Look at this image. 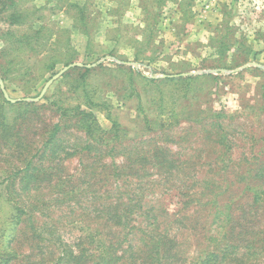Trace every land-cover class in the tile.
Instances as JSON below:
<instances>
[{
    "label": "rangeland",
    "instance_id": "1",
    "mask_svg": "<svg viewBox=\"0 0 264 264\" xmlns=\"http://www.w3.org/2000/svg\"><path fill=\"white\" fill-rule=\"evenodd\" d=\"M0 85L24 101L0 110V181L25 156L54 167L26 190L20 176L0 185L10 264L54 250L11 221L15 194L50 205L44 227L74 251L86 233L113 244L114 264H147L151 229L170 239L160 264H191L212 233L223 264H264V0H0ZM79 109L93 137L73 125Z\"/></svg>",
    "mask_w": 264,
    "mask_h": 264
},
{
    "label": "trees",
    "instance_id": "2",
    "mask_svg": "<svg viewBox=\"0 0 264 264\" xmlns=\"http://www.w3.org/2000/svg\"><path fill=\"white\" fill-rule=\"evenodd\" d=\"M8 25H10L9 22ZM19 40H21L20 37ZM18 47L20 48V46ZM187 77L188 76H184V75H177L176 77L165 76L166 79H185ZM3 96H4L3 89L0 86V110L4 106V104L8 106H14L21 102H24L22 100H16L13 102ZM58 103L59 102L57 100H54V105L59 109L61 113L60 114L61 118H64L67 116V109H65ZM89 103H90L89 105H91V102ZM0 114L1 117L2 113L0 112ZM73 115L75 119L73 125L83 129L87 136L93 137L95 135V132L100 130L99 126L97 125V121L91 112L79 109ZM108 117L110 121H112V127L115 126V122L114 120H111L109 114ZM2 118L3 116L1 117V119ZM146 121L149 123L148 119H146ZM2 123L3 121H0V139L2 140V143H0V145L3 147L5 144H8L7 138L11 134L10 131L12 128H8V126H4V124ZM61 127L62 125L59 123H55L52 126V131L49 137L47 138L46 142L44 143V146H47L48 143L55 138V136L60 131ZM17 133H20V124H18L17 126ZM20 138L22 137L19 136L18 140ZM10 144H14V143H10ZM20 161L23 164V167L20 168L12 167L11 169L13 170L11 174L12 176H8L9 174H7L5 178H3L2 181H0V185L4 184L6 178L9 179L11 178V180L8 181L5 185V188H8L10 185H12L14 178L20 176L19 183L25 185L22 186L20 184L19 190L23 191L26 190L25 188L28 187V184H30V182L33 183L38 180H41L45 174V170L54 168L52 166H47L42 168H36L35 166H31L32 165L31 161L26 156L22 158ZM11 170H9V173L11 172ZM34 171H36L35 174H33ZM26 180L28 181L26 182ZM2 200L7 204L8 203L12 204L10 206V215L12 217L11 221L15 219L14 224H18L20 221L25 223L26 228L29 227L32 240L42 241L47 244H51L53 246L54 248L53 252H47L45 250L46 245L45 244L43 245L42 249H44L43 250L44 253L38 252L39 253L38 255L40 257H38L39 260L36 262V264H82L86 262V261H82L83 254L86 249V247L83 246L82 241L85 239H87L90 243V253L88 254L89 255L88 257L90 258L93 257V263L91 264H114L119 259V257L114 252L113 244H106L103 238H94V236L87 233L82 237V239L80 238L79 248L74 251L71 248L69 241L66 242L65 240L64 241L62 240L63 238H61V234L56 229V226H53L52 224L49 225L50 228L48 229L44 227L46 221L44 220L43 216L46 215V213L42 209L46 208L47 210H49L50 205L46 206L42 199L37 198L36 196H29V197L26 196L21 198L20 195L15 194L13 198H9L8 195V196H4ZM206 204H211V203L206 202ZM223 205L218 204L214 206L213 209L214 218L218 216L217 213L220 214L221 209L224 208ZM36 211H38L40 214H36ZM129 212L130 211L127 210V213ZM132 214H134V211L132 212ZM135 216L143 217V214L135 213ZM145 220H148L147 216L145 217ZM118 221H120V219ZM129 221L130 220H125L123 224V228H126L129 225ZM34 222H39V225L36 226ZM4 225H5L4 222L0 223V264H10L11 263L10 261L17 257V252L15 248H9L8 243H4L1 240L6 231V227ZM159 233L160 232L157 230L156 232L153 229L150 230V234L147 239L148 245L145 249V253L147 254L145 256L146 258H148L147 264H160V261L163 258V256H167L168 252L167 249L165 248V242L166 241L169 242L170 239L165 237L162 238L163 235ZM44 234H46L47 237H44ZM15 236H16L15 232H11V233L8 232L7 239H12ZM215 237L216 235L213 233L211 234V236H209V240L214 241V244L212 245L211 248H208L207 250L203 251L202 255L198 256L196 259H193L191 261V264H223L224 255H221L222 248L215 246ZM55 240L58 241V245L57 242H54ZM143 246H146V244L143 243ZM141 252L144 254L143 249L141 250ZM170 257L175 258L174 255H170ZM143 263L144 261H142V264Z\"/></svg>",
    "mask_w": 264,
    "mask_h": 264
},
{
    "label": "water",
    "instance_id": "3",
    "mask_svg": "<svg viewBox=\"0 0 264 264\" xmlns=\"http://www.w3.org/2000/svg\"><path fill=\"white\" fill-rule=\"evenodd\" d=\"M51 82V80H49L46 84H45V86H44V88H43V90H42V92H41V94L45 91V89H46V87L48 86V84ZM1 86V88L3 89V86L2 85H0ZM4 90V89H3ZM5 94V93H4ZM5 97L7 98V95L5 94ZM11 101H14V100H11Z\"/></svg>",
    "mask_w": 264,
    "mask_h": 264
}]
</instances>
